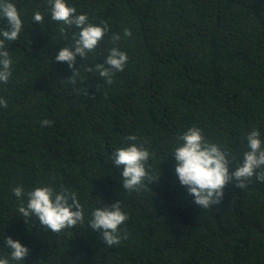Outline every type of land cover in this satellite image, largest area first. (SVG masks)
I'll return each instance as SVG.
<instances>
[{
    "label": "trees",
    "instance_id": "trees-1",
    "mask_svg": "<svg viewBox=\"0 0 264 264\" xmlns=\"http://www.w3.org/2000/svg\"><path fill=\"white\" fill-rule=\"evenodd\" d=\"M14 2L24 31L9 42L13 75L0 85L8 101L0 106V254L11 236L28 246L25 264H264V182H230L220 204L201 208L170 158L192 126L230 153L232 169L246 134L264 137V0H69L108 29L77 57L75 85L54 56L78 29L61 34L47 0ZM34 11L44 15L39 24ZM114 46L129 59L108 83L88 68ZM45 119L52 123L41 126ZM129 135L160 174L133 191L111 160ZM45 184L76 192L87 213L121 200L128 219L120 242L107 245L87 220L58 233L36 217L26 222L11 189Z\"/></svg>",
    "mask_w": 264,
    "mask_h": 264
},
{
    "label": "clouds",
    "instance_id": "clouds-1",
    "mask_svg": "<svg viewBox=\"0 0 264 264\" xmlns=\"http://www.w3.org/2000/svg\"><path fill=\"white\" fill-rule=\"evenodd\" d=\"M50 18L60 25L63 34L67 29L75 28L74 39L59 49L54 56L56 63H66L72 69L67 78L75 85L79 75L76 67L77 57L84 58L94 51L107 29L106 24L92 23L87 13L78 12L69 0H47ZM43 13L34 11L32 20L41 23ZM24 31V20L14 0H0V85H7L13 75L14 57L9 50V42L19 39ZM124 37L131 36V30L123 29ZM113 36L114 41L120 39ZM127 52L119 47H111L104 63H97L89 72L95 71L99 77L111 82L115 71H123L128 62ZM8 101L0 96V106L6 107ZM52 122L45 119L41 126ZM124 146L115 148L111 153L112 164L118 168L123 189L138 190L150 184L159 175H152L149 160L152 153L136 135H129ZM247 150L242 153L238 164L232 169L230 153L220 144L205 138L200 127L187 128L179 136V143L172 148L171 157L175 161L174 175L179 184L187 189L192 202L201 207L218 205L224 197V189L230 182L243 187L246 182H264V137L259 129L246 134ZM232 169V170H230ZM19 201L17 211L26 222L36 217L39 224L48 230L58 233L61 230L84 224L99 232L102 241L109 246L118 244L121 237V226L128 219L127 212L121 206V200L110 205L94 206L90 213L81 204L77 193L61 188L59 191L52 185L45 184L25 190L23 185L11 189ZM3 246L7 253L0 254V264H25L29 248L19 239L3 236Z\"/></svg>",
    "mask_w": 264,
    "mask_h": 264
}]
</instances>
